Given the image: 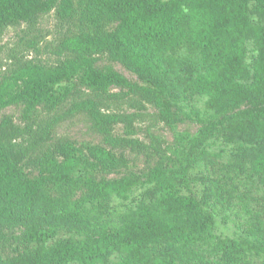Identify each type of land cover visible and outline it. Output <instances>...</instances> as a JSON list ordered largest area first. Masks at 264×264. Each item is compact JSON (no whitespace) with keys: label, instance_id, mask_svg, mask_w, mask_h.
<instances>
[{"label":"trees","instance_id":"obj_1","mask_svg":"<svg viewBox=\"0 0 264 264\" xmlns=\"http://www.w3.org/2000/svg\"><path fill=\"white\" fill-rule=\"evenodd\" d=\"M72 263L264 264V0H0V264Z\"/></svg>","mask_w":264,"mask_h":264},{"label":"rangeland","instance_id":"obj_2","mask_svg":"<svg viewBox=\"0 0 264 264\" xmlns=\"http://www.w3.org/2000/svg\"><path fill=\"white\" fill-rule=\"evenodd\" d=\"M15 27L13 25H9L7 27L6 33L3 36L2 43L8 41L12 38L13 34L15 33ZM113 67L118 70L121 74H123L125 77L139 81L136 74L126 69L124 66H122L119 63H113ZM146 110L148 112H153V110L150 107H146ZM132 111V110H131ZM4 113L9 114H17V112L14 109H7L4 111ZM150 123H153V127L150 129V131L159 136L161 139H163L164 142L171 143L173 141V132L170 129V127L165 122H154L147 120H136L134 121V127L140 128V130L135 134V137L139 138L143 142H148V137L146 136V129L147 125ZM148 125V126H149ZM198 125L196 122L192 121L186 116H182L180 118H174V129L176 131H189L193 133L197 129ZM125 127H123L121 124L116 125L114 128V132L116 134L124 135ZM59 133L63 136H67L70 139L74 140L78 145H82L84 143H98L99 139L89 133L87 130L86 123L83 121L82 118H74L71 121L65 123L60 129ZM163 145V143H162ZM125 165L119 170L109 175V177H121L125 180H129L134 183V185H138L140 181L143 179L144 173L147 171V169L151 166V163L148 161L147 157L142 156L139 153L136 152H127L125 154ZM236 203H232V206L230 209H225L224 206L221 203H218V209L221 212L217 213L216 216V229L217 232H222L225 234H235L238 231H240V228L238 227V223H244L247 218L241 211V203H239V200L236 199ZM228 216V221L224 222L223 219H225ZM225 217V218H224ZM76 264V263H72Z\"/></svg>","mask_w":264,"mask_h":264}]
</instances>
